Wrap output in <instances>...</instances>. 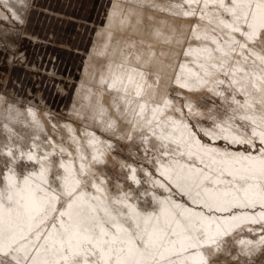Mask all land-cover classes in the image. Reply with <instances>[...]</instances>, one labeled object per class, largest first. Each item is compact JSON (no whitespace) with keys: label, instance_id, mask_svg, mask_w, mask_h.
Masks as SVG:
<instances>
[{"label":"bare ground","instance_id":"bare-ground-1","mask_svg":"<svg viewBox=\"0 0 264 264\" xmlns=\"http://www.w3.org/2000/svg\"><path fill=\"white\" fill-rule=\"evenodd\" d=\"M107 1L109 5L101 23L96 25L91 48L84 54L81 78L73 95L72 108L66 109L71 117L53 114L56 111L51 110L52 106L42 93L38 95L39 103L31 99L29 103L22 105L19 100L12 102L4 92H0V164L6 159L11 163L18 160L13 148L25 152L26 157L33 156L31 160L35 164V167L30 164L31 168L24 175L18 174L20 170L12 168L0 174V192H6L10 177L13 185L21 186L24 178L28 177L30 185L37 189L38 197L60 195L63 191V177L69 174L66 169H70L80 181L77 192L84 194L83 202L72 209L73 221L80 219L81 229L92 237L91 243L84 241L69 248L67 252L64 251L61 247L64 229L60 221L64 222L65 227L73 221L68 216L59 215L67 210L69 200L60 195L54 206L46 204L31 221L28 253L32 254L35 247L40 245L41 255L49 261H55V264H84L85 260L89 264L94 261L105 264L101 249L104 252L111 249L109 260L114 261L116 250L124 247L120 241L128 237L135 240L145 228H163L169 236L164 237L163 243L157 245V248L159 251L171 248L172 251L165 253L164 259H160L157 252V264H171L173 261L175 264H199L200 258L196 256V252L201 254L206 264H220L228 257L229 261L237 259L243 263L246 259H252L255 260L254 264H264V244L259 243L264 232L261 231L260 224L249 222L231 230L227 235L218 236L215 224L206 225L194 215L189 218L181 209H173L172 218L167 224L163 216L157 223L155 217L159 214L160 201L166 198L193 214L203 212L204 209L190 200L166 176L162 175L168 183L156 180L155 184H163L164 193H168L164 195L155 191L153 204L147 198L139 201L135 196V188L127 191L123 180L116 181V189L112 190L113 183L109 177L111 164L115 160L125 161L115 152L117 142L123 140L128 144L127 147H131L134 142L130 143V140L143 138L155 153L151 161L160 175L168 169L172 176H185L191 166L202 169L209 177L204 180L203 186L220 192H232L239 188L241 194L244 188L253 183L240 179L239 174L229 175L227 169L221 174L209 156L202 152L197 154V147L188 135L190 131L194 132L202 145L219 151L226 148L234 155H259L257 146L260 140L253 135V128L257 132L264 130L260 122L261 98L264 97V91L261 90L264 80L260 77L264 76V65L247 50H243L241 54L242 50L237 45L229 43L232 36L237 40L241 39L239 34L232 33L225 27V24L232 21L231 12L226 10L231 6L230 0H223L224 7H221L220 0H207L206 5L205 0H196L191 4L188 0ZM32 2L33 0H0L3 5L0 6V35L3 39L10 41L6 26L8 23L12 26L14 20L21 27L20 36L33 37L28 34L29 28L25 26ZM9 32L17 33L16 28ZM10 46H13L12 42ZM255 51L264 55L259 46ZM205 71L211 74L205 75ZM201 80L204 83H200ZM181 83L188 84L189 87L182 88ZM172 91L180 97L173 96ZM205 97L221 98L230 103L233 108L231 118L220 117L222 113L218 112L220 115L216 118L219 120L214 116L217 122H213L212 126L209 123V127L204 126L201 118L216 114L211 112V115L209 109H206L210 105L206 108L200 105ZM233 97L240 104L234 103ZM245 99L249 100L251 107L240 106ZM166 101L170 103L166 104ZM187 105H191L192 111L200 115L189 118L183 107L188 109ZM245 116L256 118V124L249 119H242ZM189 119L194 120L202 132L208 131L214 139H203L194 130ZM183 125H188V128ZM110 135L113 139L108 138ZM233 137L251 140L253 143H232ZM221 140L227 143L223 144ZM27 147H30L29 152ZM246 148H250V151L246 152ZM189 151L193 153L192 156L187 155ZM9 152L12 153L11 156L8 155ZM61 164L65 167H60ZM124 164L128 163L125 161ZM11 165L15 167L14 164ZM81 165L84 166L83 169ZM130 165V178L133 179L134 176L133 180L137 182L138 166L134 163ZM235 167L238 168L239 165ZM141 168L146 173L149 172L148 167ZM175 190L183 198H178V194L177 197L173 196ZM7 203L5 200L6 206ZM247 211L255 214L259 211V205ZM21 212L19 227L27 231L29 221L27 215L23 214L22 207ZM150 213L153 219L145 224L144 217ZM248 228L253 230L250 232ZM37 232L40 233L39 238L36 237ZM202 232H211L212 239L204 243L205 237L201 236L198 248L180 250V238L199 236ZM171 233H180V237ZM114 236L118 238L116 243H112ZM97 240L108 243L97 244ZM17 247L18 245H14L0 250V264H28V256L24 251H17ZM65 247H68L67 244ZM239 254L244 257L240 259Z\"/></svg>","mask_w":264,"mask_h":264},{"label":"snow or ice","instance_id":"snow-or-ice-1","mask_svg":"<svg viewBox=\"0 0 264 264\" xmlns=\"http://www.w3.org/2000/svg\"><path fill=\"white\" fill-rule=\"evenodd\" d=\"M189 4L195 3L196 0H188ZM207 0H205V5ZM221 7H224L223 0H220ZM230 7L226 8L227 11L232 14V21L225 24V27L229 28L232 33L239 34L240 40H237L235 36L231 37L229 41L230 44L237 45L243 54V50H247L250 55L255 56L259 60L261 65H264V55L256 52L255 49L259 46L260 51L264 52V0H230ZM189 13H185L188 15ZM194 15V13H191ZM199 38V37H198ZM215 42V41H214ZM222 51L221 49H218ZM235 50V49H233ZM227 55V53H224ZM203 67V66H202ZM205 71V75H210ZM199 80L200 78L197 77ZM264 80V76L260 77ZM129 83H131V78H129ZM177 83H179V77H177ZM204 83V81H200ZM218 83H223V81H218ZM180 87L188 88V84L181 83ZM264 91V87L261 89ZM140 94L139 88H137V95ZM218 95H223L222 93H217ZM233 102L240 104L233 97ZM170 103V102H165ZM261 116L260 122L264 126V97L261 98ZM241 107H251L249 100L245 99ZM189 117L200 115L199 113H194L192 111L191 105H187ZM179 111V109H177ZM143 112V106L141 107V113ZM209 119H214V117L209 116ZM242 119H249L252 123L256 124V118L245 116ZM175 123V122H174ZM184 128H188V125H183ZM192 127H196L193 125ZM190 140L197 147V154L202 152L204 155L211 158L212 164L217 165V170L223 173L225 169L228 170L229 175H240L242 180H250L253 183L249 184L248 187L242 190L237 188L232 192H220L214 191L208 187L203 186L204 180L209 179L207 175L204 174L202 169H194L191 166L188 167V172L185 176H172L168 169L161 172V175L166 176L169 180L177 185L181 192L188 196L190 200L195 203L200 204L204 209L200 213H190L188 209L183 208L182 205L174 204L170 198L160 201L159 214L155 217L157 223L161 216L165 218V223L172 218L173 209H181L182 213L191 218L193 215L199 220L203 221L206 225L215 224L216 235H227L231 230L239 228L241 225L246 223L260 224L261 231L264 232V130L257 132L253 128V135L258 136L260 143L257 146V151L259 155H245L239 154L234 155L227 151L225 148L223 151H219L216 148L208 147L202 145L200 141L196 138L194 132L188 133ZM203 135L205 137H211L208 131H204ZM227 139L228 137H223ZM232 143H242L245 145H251L253 141L251 140H241L237 137L232 138ZM246 152L250 151V148H246ZM9 156L12 155L11 152L8 153ZM23 155V154H21ZM187 155L192 156L193 153L189 151ZM29 160L33 159V156L28 155ZM95 159V158H94ZM203 163V160H201ZM239 165L238 168L235 166ZM60 167H65L63 164ZM83 169V165L80 166ZM69 174L63 177L62 193L60 195L69 198L67 201V210L59 213L61 217L68 216L70 221H73L72 209L83 202L84 194L83 192H77L80 181L75 178L71 173L70 169H66ZM43 169L41 170V174ZM133 179L135 177L133 176ZM183 180V183H181ZM218 182V181H217ZM95 187V185H93ZM164 187L163 184L159 185ZM167 190V189H166ZM36 188H33L29 183V178L25 177L23 180V185H13L12 178H9V185L6 192H0V250L12 248L14 245H18L17 251H24L25 255L28 256V264H55V261H49L44 256L41 255L42 246L37 245L32 254L28 253V247L30 245L28 232L31 230V221L34 219L35 214L40 213L45 205L50 207L54 206L60 199V195H52L50 198L48 196L38 197L36 195ZM5 200L8 202L5 205ZM21 201L23 204L21 205ZM259 205V211L255 214H250L247 209L255 208ZM21 207L23 208V214L27 215L29 221L28 230L25 231L19 227L21 219ZM236 209L237 211H232ZM243 209L244 211H241ZM220 214V215H217ZM153 219V215L150 213L148 216L144 217V223L148 224L149 221ZM43 217H41V222ZM61 227L64 229L63 239L61 240V247L67 252L69 248H74L76 244L87 241L92 242V237L86 231L81 229V220L77 219L70 223L68 226H64V222L61 220ZM139 228V225L137 224ZM179 227V225H178ZM253 229L248 228V231ZM103 231V230H101ZM117 231H120L117 228ZM173 236L180 237V233H171ZM40 233H36V237L39 238ZM169 236L163 228L156 229L153 228L149 230L148 228L143 229L142 234H139L133 238L128 237L120 241L124 247L116 250V256L114 261L109 260L111 249L109 252L103 253V258L105 264H157L155 257L156 253L159 252L160 259H164L165 253L172 251L171 248H165L164 251H159L157 245L163 243V238ZM201 236L205 237L204 243L212 239L211 232L201 233L199 236H185L179 239L178 246L181 251H186L188 249H196L201 243ZM117 237H113L112 243H116ZM97 244L108 243L107 241H96ZM171 242V241H170ZM260 244H264V235L261 236ZM67 244L68 247H65ZM46 252L47 249H44ZM196 256L199 259V264H206L203 261L201 254L196 252ZM67 259V257H65ZM15 259V257H13ZM84 264H89L87 260ZM92 264H98V262H92ZM175 264V262H171Z\"/></svg>","mask_w":264,"mask_h":264},{"label":"rangeland","instance_id":"rangeland-1","mask_svg":"<svg viewBox=\"0 0 264 264\" xmlns=\"http://www.w3.org/2000/svg\"><path fill=\"white\" fill-rule=\"evenodd\" d=\"M108 5L109 2L107 0H33L28 28L31 33L37 37L20 36L19 34L21 33L19 32H21V27L15 20L12 26L9 23L6 26L8 27L7 35L10 41L6 40V38L3 39L2 35H0V92H4L12 102L19 100L22 105L29 103L31 99H35L39 103L38 95L42 93L47 103L52 106L51 110L56 111L54 113L52 112L53 114L71 117L69 113H66V109L68 107L72 108L71 104L74 102L73 95L78 81L81 78L84 54L91 48L96 25L101 23V18L104 16L105 9ZM0 6L3 7L2 3H0ZM13 28H16V34L9 32L12 31ZM11 42L13 46H10ZM171 93L175 97L178 96L174 91ZM179 97L180 96H178V98ZM229 104L230 103L222 101L221 98L214 99L209 97H205L204 102L200 103L203 108L210 105L208 106L210 108L207 107L206 109H209V113L212 112L217 114L212 115L211 113L213 117L215 116L216 118L222 113L220 117L225 116V118L230 119L233 108ZM183 107L185 111L187 110L186 113H188V109L185 106ZM227 110H229V112ZM218 112L220 114H218ZM215 118L211 120L208 118H201V121L204 126L209 127L212 126L213 122L216 123V120H219L217 118L215 120ZM189 120L192 126H196L194 130L197 131L200 136L202 135L201 137L203 139L211 141L209 137H205L203 132L197 128L198 126L194 120ZM87 122L93 123L92 120H87ZM209 123L211 124L209 125ZM108 138L113 139L112 135ZM142 139L143 138H136L130 140V143L134 142L131 147H127L128 144L123 140L119 142L116 141L118 146L115 144L117 146L115 147V152L119 155L120 159L125 160L128 164H124L125 161L123 160V162L115 160L111 164L112 166L109 167L111 173L109 177L113 183L112 190L116 189V187H114L116 186V181L123 180L126 182L124 186L127 191L131 188H135L134 192L138 194H135V196L139 201H141L142 198H147L148 202L151 200L150 204H153L155 202L153 200L155 191L164 195L168 193L167 191L164 193V187H161L162 190L158 189L160 186L155 184L156 180L166 181L167 183L168 181L160 175L156 166L151 161L155 153L145 144L144 139ZM18 141L21 143L20 140ZM222 142L223 144L227 143L224 140H221V143ZM140 143L142 145L145 144V146H142ZM27 148V152H29L30 147ZM13 151L17 154L18 162L11 163L8 162L7 159V161L5 160L4 162L2 160L1 163H3L0 164L1 175L12 169H18L20 170L18 174L24 175L28 171L27 169L31 168V165L35 167V164L32 163L33 160H29L25 152H19L16 148H13ZM22 153L24 154L21 155ZM10 163L14 164L16 168H13V165ZM131 163H134L136 167L138 166V168H136V175H138L137 182L130 178L131 173L129 172L131 171ZM141 167H148L147 169H149V172L146 173ZM1 175L0 178L2 177ZM132 185L133 187H131ZM150 188L153 190H149ZM141 190L145 192H141ZM177 194L178 198H183L181 193L175 190L173 196L177 197ZM232 254L233 252H231V256ZM239 257L242 259L244 256L240 255ZM228 258H225L220 264L223 262H226V264L227 262L228 264L255 263V260L252 259H244L245 261L242 263L237 259V261L235 259L233 260L232 257L231 259L233 262H231L232 260L229 261Z\"/></svg>","mask_w":264,"mask_h":264},{"label":"crops","instance_id":"crops-1","mask_svg":"<svg viewBox=\"0 0 264 264\" xmlns=\"http://www.w3.org/2000/svg\"><path fill=\"white\" fill-rule=\"evenodd\" d=\"M32 3H33V2H32ZM31 7H32V5H31ZM30 16H31V8H30V10H29V13H28V18H27V23H26V25H25V26H26V28H28L29 21H30V20H29V19H30ZM28 34H29V35H31V36H33V37H35V38L37 37V36L33 35V34L31 33V31H30V30H29Z\"/></svg>","mask_w":264,"mask_h":264}]
</instances>
